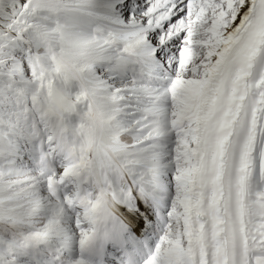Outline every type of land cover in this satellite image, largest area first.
I'll return each mask as SVG.
<instances>
[{
  "label": "snow or ice",
  "instance_id": "snow-or-ice-1",
  "mask_svg": "<svg viewBox=\"0 0 264 264\" xmlns=\"http://www.w3.org/2000/svg\"><path fill=\"white\" fill-rule=\"evenodd\" d=\"M139 201L140 264H264V0H0V264Z\"/></svg>",
  "mask_w": 264,
  "mask_h": 264
},
{
  "label": "clouds",
  "instance_id": "clouds-1",
  "mask_svg": "<svg viewBox=\"0 0 264 264\" xmlns=\"http://www.w3.org/2000/svg\"><path fill=\"white\" fill-rule=\"evenodd\" d=\"M95 229L82 253L85 264H110L112 259L117 264H140L143 238L132 231L121 214H105ZM116 252L119 256H115Z\"/></svg>",
  "mask_w": 264,
  "mask_h": 264
},
{
  "label": "bare ground",
  "instance_id": "bare-ground-1",
  "mask_svg": "<svg viewBox=\"0 0 264 264\" xmlns=\"http://www.w3.org/2000/svg\"><path fill=\"white\" fill-rule=\"evenodd\" d=\"M141 202V206H140V209L141 210H144V209H147V211L144 213V215L148 218V220L152 221L154 224V221H155V213L153 211V209L150 207V205H147V204H144L143 201H140ZM123 210L125 211H128L124 206H121ZM129 212V211H128ZM130 213V212H129ZM133 213L131 214V216L133 217ZM147 223V221H146Z\"/></svg>",
  "mask_w": 264,
  "mask_h": 264
}]
</instances>
